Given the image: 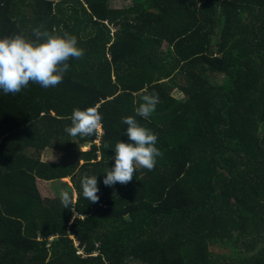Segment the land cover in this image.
Masks as SVG:
<instances>
[{
  "label": "trees",
  "instance_id": "trees-1",
  "mask_svg": "<svg viewBox=\"0 0 264 264\" xmlns=\"http://www.w3.org/2000/svg\"><path fill=\"white\" fill-rule=\"evenodd\" d=\"M37 27L75 35L84 56L55 87L0 90V264H264V0H0V38ZM93 106L101 134L70 136L73 109ZM128 116L163 155L105 186Z\"/></svg>",
  "mask_w": 264,
  "mask_h": 264
},
{
  "label": "clouds",
  "instance_id": "clouds-1",
  "mask_svg": "<svg viewBox=\"0 0 264 264\" xmlns=\"http://www.w3.org/2000/svg\"><path fill=\"white\" fill-rule=\"evenodd\" d=\"M33 36L35 39L22 34L0 38V90L5 94L19 93L29 82L43 88L55 87L69 71V59L84 56V50L78 46V38L67 31L62 34L42 32L37 27L33 29ZM141 100L135 113L147 119L159 103V94L146 92ZM70 119L71 126L65 131L72 137H87L100 130L103 117L93 106L85 110L73 109ZM122 123L127 125L126 135L130 142L120 140L115 145L114 167L107 171L103 179V184L109 187L131 182L138 167L153 170L157 157L163 155L156 147L157 135L141 126L134 116L123 118ZM81 188L83 197L88 201L93 204L99 201L97 175L85 174L81 178ZM61 203L64 208L73 203L67 191L61 193Z\"/></svg>",
  "mask_w": 264,
  "mask_h": 264
},
{
  "label": "rangeland",
  "instance_id": "rangeland-1",
  "mask_svg": "<svg viewBox=\"0 0 264 264\" xmlns=\"http://www.w3.org/2000/svg\"><path fill=\"white\" fill-rule=\"evenodd\" d=\"M133 4H134V0H110L111 7L116 8V9L130 8L133 6ZM165 47H166L165 50H167V48H168L167 45H165ZM174 94L177 97L183 96V94L177 92V90L174 91ZM98 132H99V134H101V129ZM89 149H90L89 147H83V150H89ZM50 158H53V153L50 155ZM61 181L66 182L69 185H72L70 178H67V179H64ZM61 181L56 180L55 182H46V181L39 180L38 187H39V190H40L43 198L54 199L58 196H61V193L63 191H65L63 189V187L61 186ZM76 197H77V195L75 192L74 193V200H76ZM77 215L78 214L76 212H74V216L77 217ZM71 238L75 239L73 232H71ZM74 244L77 248L80 249L79 242L77 240H74ZM79 253L84 254V250L80 249Z\"/></svg>",
  "mask_w": 264,
  "mask_h": 264
},
{
  "label": "crops",
  "instance_id": "crops-1",
  "mask_svg": "<svg viewBox=\"0 0 264 264\" xmlns=\"http://www.w3.org/2000/svg\"><path fill=\"white\" fill-rule=\"evenodd\" d=\"M42 181V180H41ZM52 182H55V181H52ZM77 195V194H76Z\"/></svg>",
  "mask_w": 264,
  "mask_h": 264
}]
</instances>
